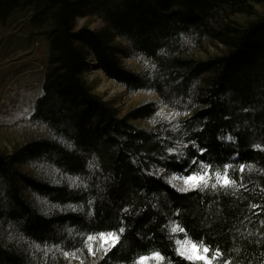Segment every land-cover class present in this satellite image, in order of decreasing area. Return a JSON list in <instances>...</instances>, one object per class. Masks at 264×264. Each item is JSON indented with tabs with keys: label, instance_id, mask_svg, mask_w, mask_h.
<instances>
[{
	"label": "trees",
	"instance_id": "16d2710c",
	"mask_svg": "<svg viewBox=\"0 0 264 264\" xmlns=\"http://www.w3.org/2000/svg\"><path fill=\"white\" fill-rule=\"evenodd\" d=\"M21 6L32 9V28L50 41L43 94L31 121L47 126L56 139L0 153V223L35 245L66 250L91 234L118 233V241L89 264H134L155 253L162 264H200L177 252L169 232V222L177 220L193 242L230 264H264V0H0V22ZM236 14L252 17L238 24ZM88 15L107 27L76 30L77 18ZM116 36L150 58L154 73L123 66L121 56L129 54L114 44ZM208 42L225 51L209 58L191 53L190 47L205 50ZM90 55L110 80L130 92L155 91L186 118L173 129L128 122L152 117L153 102L119 118L85 80ZM176 145L187 160L169 153ZM201 149H207L204 156ZM237 152L239 159L231 162ZM193 160L214 171L230 165L234 185L177 192L167 175L187 172ZM26 161H45L83 185H54L24 174L18 166ZM26 190L54 208L40 210ZM69 204L80 210L66 209ZM27 253L0 243V264H70L61 256L36 252L32 259Z\"/></svg>",
	"mask_w": 264,
	"mask_h": 264
},
{
	"label": "rangeland",
	"instance_id": "374dc122",
	"mask_svg": "<svg viewBox=\"0 0 264 264\" xmlns=\"http://www.w3.org/2000/svg\"><path fill=\"white\" fill-rule=\"evenodd\" d=\"M255 9L258 12L262 11L260 5H256ZM31 16L32 9L21 6L14 11L8 20L0 22V153L10 154L17 147L24 146L36 139L55 138L47 126L35 123L30 119L35 109L36 100L43 92V82L50 52L48 37L32 28ZM251 17L247 14H236L232 19L238 24H244ZM83 27L99 31L106 28L107 23L97 16H81L76 20L75 29L79 30ZM114 44L128 52V56H121V62L127 69L143 75L154 73L155 63L144 55L134 53L130 42L116 36ZM206 44V49L201 51L195 47H190L191 53L198 58H209L225 51V47L220 43L208 42ZM89 65V71L84 74L85 80L94 94L114 106L119 118H126L131 109L149 102L155 103L157 108L152 117L138 120L128 119V122L147 130H151L157 124H165L173 129L178 127L179 122L186 118V114L165 105L155 91L130 92L126 87L110 80L102 70L97 68V60L94 55L89 56ZM227 142L231 143L232 139L229 141L227 138ZM172 150L171 153L178 160H187L186 151L182 145H176ZM202 165L205 164L190 161L186 169L187 172L171 173L167 175V181L171 185H175V188L188 187L189 185L185 183L184 178L195 173L210 177L208 181L210 185L217 183L215 177L219 173L221 183L223 182L225 171H214L208 166L202 167ZM18 168L24 174L43 178L54 185H67L71 188H74V185H79V187L83 185L81 178L64 174L45 161H26L21 163ZM227 176L232 181L228 187L233 186L232 178L228 173ZM189 183L194 184L198 181ZM25 193L40 210L49 211L54 208L46 199L33 192L26 190ZM70 205L73 204H69L65 208L69 209ZM74 206L78 208L77 205ZM173 228H177V231L173 232ZM180 229L184 231H180ZM169 232L176 243L177 252L187 261L200 264H229L222 255L211 253L210 250L205 252L206 246L193 242L177 220L169 222ZM118 239V233L91 234L84 238L82 246L66 250L61 246L35 245L12 225L6 222L5 224L0 223V243L26 250L32 259L38 252L43 257L56 258L61 256L70 264H89L99 259L101 254L113 246ZM144 257L147 259L143 261L138 259L134 264H162L164 261L161 255L160 258L154 254ZM198 257H205V259L200 260Z\"/></svg>",
	"mask_w": 264,
	"mask_h": 264
},
{
	"label": "snow or ice",
	"instance_id": "6c2138e0",
	"mask_svg": "<svg viewBox=\"0 0 264 264\" xmlns=\"http://www.w3.org/2000/svg\"><path fill=\"white\" fill-rule=\"evenodd\" d=\"M177 115H179V113H177ZM218 139H223L222 137H218ZM231 137H228V140L231 141ZM169 153H171L173 150L172 149H169L168 150ZM207 151V149H201L198 153L199 156H204L205 152ZM239 158V153L237 152L233 157L232 159H238ZM193 163H196L195 160L192 161ZM202 167H207L206 165H202ZM230 167V165H226L225 166V175L223 177V182L221 183V176L219 173L216 174V181L217 183H212L209 185V179L210 177L208 176H205V175H197V174H192V175H189L187 177H185V183L188 184L189 186L188 187H182V188H175V185H172L173 188H175V190L181 194H187L189 191H199V192H203L204 189L208 188V187H211L212 189H217L218 187H223V188H227L229 186L230 183H232V181L229 180L228 176H227V168ZM240 168H241V171L243 170L244 168V165L241 164L240 165ZM193 181H198V183H194V184H191L189 182H193ZM75 187H79V185H74ZM84 187H87V185H84ZM69 209L72 211V212H77L79 211L80 209H78L76 206L74 205H70L69 206ZM127 211V209L125 210ZM121 232L124 231L123 228H121L120 230ZM173 232H176L177 231V228H173L172 229ZM180 231H184L183 229H180ZM89 239H92V237H89ZM205 252H208L209 249L205 248L204 250ZM67 255V254H66ZM154 256H156L157 258H160V254L159 253H155ZM191 259V257H189ZM144 259H147L146 257H141L140 260L143 261ZM198 259L200 260H204L205 257H198Z\"/></svg>",
	"mask_w": 264,
	"mask_h": 264
}]
</instances>
